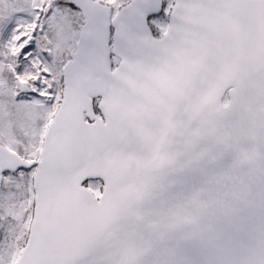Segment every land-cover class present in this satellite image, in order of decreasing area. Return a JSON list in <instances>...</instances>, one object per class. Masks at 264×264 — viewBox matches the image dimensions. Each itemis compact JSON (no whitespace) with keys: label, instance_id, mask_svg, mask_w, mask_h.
I'll return each mask as SVG.
<instances>
[{"label":"snow or ice","instance_id":"6c2138e0","mask_svg":"<svg viewBox=\"0 0 264 264\" xmlns=\"http://www.w3.org/2000/svg\"><path fill=\"white\" fill-rule=\"evenodd\" d=\"M0 264H264V0H0Z\"/></svg>","mask_w":264,"mask_h":264}]
</instances>
